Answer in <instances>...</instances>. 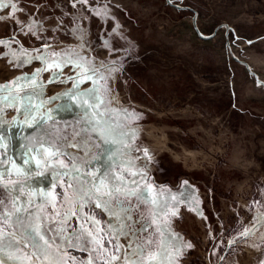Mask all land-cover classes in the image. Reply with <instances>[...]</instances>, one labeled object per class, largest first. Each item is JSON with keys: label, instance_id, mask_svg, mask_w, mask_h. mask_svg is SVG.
<instances>
[{"label": "rangeland", "instance_id": "obj_1", "mask_svg": "<svg viewBox=\"0 0 264 264\" xmlns=\"http://www.w3.org/2000/svg\"><path fill=\"white\" fill-rule=\"evenodd\" d=\"M3 2L7 7L0 10L4 17L0 20V39L11 47L0 46V57L14 52L19 61L46 52L51 62L56 58L53 53L79 51L77 41L65 35L63 27L55 32L42 30L40 38L30 32L38 26L56 27L65 15L59 5H65L68 18L63 25L69 29L84 27L90 33L87 40L92 50L85 55L116 62L120 70L110 82L114 106L142 117L132 119L119 112L117 118L138 130L133 143L148 150V181L169 199L175 197L180 202L178 215L171 218V230L177 243L192 247L183 250L178 264H264V226L256 219L264 215V0H89L96 11L88 12L90 19H83L81 13V20L76 22L71 14L80 7L87 10L88 5L73 8L71 0ZM105 3L111 15L97 16ZM45 43L51 48H44ZM113 48L117 51L110 55ZM13 67L10 59L0 58V85L12 84L44 64L33 62L17 70ZM52 71L37 78L47 97L71 86L49 83ZM63 71L65 78L73 74L71 66ZM20 95L25 93L21 91ZM33 102L38 104L39 98ZM0 107L6 121L17 116L14 108ZM80 114L79 108L53 112L61 128L75 124ZM39 130L4 123L0 135L6 137L7 148L0 152L20 163L23 138H34ZM66 131L71 139L73 128ZM111 147L101 142L97 150L100 159L86 165L85 170H99L98 175L108 171ZM61 159L68 163L67 158ZM143 163L144 159L137 161ZM9 167L6 163L0 171ZM51 179L49 175L39 187L49 190ZM186 196L190 197L187 202ZM95 216L101 228L116 223L99 210ZM69 224L76 226L77 217H71ZM245 229L251 232L241 239ZM152 239V251H157L159 241ZM233 240L237 241L235 245ZM119 243L126 247L128 242L120 239ZM94 247L89 245L90 249ZM104 248L107 251H93L91 255L69 249L63 259L69 264L73 260L82 264L91 258L94 264H105L114 254L106 237ZM21 249L17 255L27 264L23 253L32 249L23 245ZM0 260L12 264L7 256L0 255Z\"/></svg>", "mask_w": 264, "mask_h": 264}, {"label": "snow or ice", "instance_id": "obj_2", "mask_svg": "<svg viewBox=\"0 0 264 264\" xmlns=\"http://www.w3.org/2000/svg\"><path fill=\"white\" fill-rule=\"evenodd\" d=\"M77 4L88 5V8L80 7L71 14L73 22L81 20V13H84L83 19H90L88 12L96 11V5H89V0H71L73 8ZM4 7L7 5L0 0V10ZM59 7L65 15L60 17L58 25L51 29L38 26L35 30L30 29L31 35L40 38L42 30L55 32L63 27L64 34L77 41L79 51L67 49L53 53L56 58L51 62L46 52L19 61L14 52L0 57L10 59L13 70L31 66L33 62L44 64L31 74L17 77L12 84L0 85V105L14 108L17 113L10 122L6 121L4 108L0 107V126L10 123L12 126L20 124L40 129L34 138H23L20 163L7 156L6 152H0V157H4L0 158V168L6 163L10 165L0 171V255L7 256L12 264H25L17 255L23 245L32 249L23 253L27 264H69L63 259L69 249L89 252L90 255L93 251H107L104 248L106 237L107 243L114 247V254L105 264L120 261L123 264H178L183 250L192 247L182 241L177 243V237L171 230V218L178 215L180 202L175 197L169 199L148 181V150L134 145L138 130L117 118L119 112L127 113L132 119L142 118L135 112L128 113L127 109L114 106L116 100L111 95L110 82L120 69L115 61L90 59L85 55L92 50L87 40L89 31L84 27L69 29L63 25V20L68 18L67 6ZM101 7L102 13L96 12V15L109 17V5L105 3ZM3 19L0 16V20ZM0 46L10 48L11 44L0 39ZM43 47L47 49L51 45L45 43ZM116 51L113 48L109 54ZM69 66L73 74L65 78L63 70ZM49 70H54L49 83L71 86L51 97L45 96L44 85L37 78ZM20 81L29 83L20 85ZM21 91L24 96L20 95ZM37 97L38 104L33 102ZM61 98H65L64 102L56 103ZM52 104L55 107H49ZM73 108L81 110L79 120L61 128L53 112H71ZM69 127L73 128L71 139L66 131ZM5 141L6 137L0 135V149L7 148ZM101 142L112 146L107 156L111 164L108 171L98 175L99 170L86 171L85 166L100 159L97 150L101 149ZM81 152L83 156L79 154ZM61 157L67 158L68 163ZM141 159L145 163L137 164ZM49 175L51 188L39 187ZM13 176L16 179H12ZM57 188L61 191L56 192ZM188 199L190 197L186 196L185 202ZM60 208L65 211H59ZM85 209L89 211L85 212ZM96 210L106 214L108 221L115 220L116 223L109 224L107 229L101 228V222L95 216ZM73 216L77 217L76 226L69 224ZM256 219L264 226V215ZM86 225H91V228ZM250 232L245 229L241 239ZM152 237L159 241L157 251H152ZM120 239L128 242L126 247L119 243ZM236 243V240L232 241L233 245ZM89 245L95 247L90 249ZM0 264L4 261L0 260ZM72 264H75L74 260ZM82 264H94V261L88 258Z\"/></svg>", "mask_w": 264, "mask_h": 264}]
</instances>
